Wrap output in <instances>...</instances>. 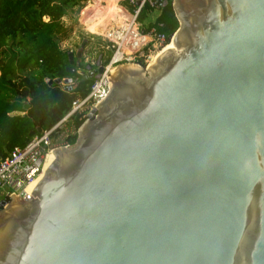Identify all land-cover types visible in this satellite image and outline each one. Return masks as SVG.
I'll return each mask as SVG.
<instances>
[{"label": "water", "instance_id": "water-1", "mask_svg": "<svg viewBox=\"0 0 264 264\" xmlns=\"http://www.w3.org/2000/svg\"><path fill=\"white\" fill-rule=\"evenodd\" d=\"M171 5L172 48L103 76L31 195L0 198V264H264V0Z\"/></svg>", "mask_w": 264, "mask_h": 264}, {"label": "trees", "instance_id": "trees-1", "mask_svg": "<svg viewBox=\"0 0 264 264\" xmlns=\"http://www.w3.org/2000/svg\"><path fill=\"white\" fill-rule=\"evenodd\" d=\"M84 1L0 0V158L13 147L26 144L31 138L28 132L54 125L69 110L75 97H83L88 92L92 78L79 81L81 75L75 70L66 71L73 65L68 64V49L60 48V39L71 33L63 18ZM92 1L98 3V0ZM105 1L114 7L116 0ZM146 8L138 15V20L145 18ZM170 8L171 0H165L154 21L157 30L165 35V43L178 26ZM110 17L109 12H101L98 23L106 24ZM85 24L89 30H94V26ZM88 43L86 40L83 54ZM82 56L79 67L85 65ZM56 78H70V88L64 89L60 83L47 84L46 80ZM24 104L28 105L26 109ZM82 121L74 120L75 128ZM75 139L72 135L67 141L71 145Z\"/></svg>", "mask_w": 264, "mask_h": 264}, {"label": "built area", "instance_id": "built-area-1", "mask_svg": "<svg viewBox=\"0 0 264 264\" xmlns=\"http://www.w3.org/2000/svg\"><path fill=\"white\" fill-rule=\"evenodd\" d=\"M136 1L116 0L110 21L107 20L104 26L97 24L102 26L99 35L103 41L102 51L107 58L100 66L101 72L92 78L88 92L83 97H75L65 115L50 128L33 134L26 144L13 147L0 158V198L19 194H22V197L31 195L32 187L45 170L47 153L58 148H70L74 143L70 145L67 138L75 135L77 139L80 127L75 128L74 120H86L95 105H99L105 99L111 81L98 91L103 76L113 72L120 65L141 66V63H144L145 67L154 56L164 50L170 38L165 43V35L157 30L154 22L159 7L155 5L154 0H138L137 3ZM95 2L90 0L82 7L80 13L84 21L99 22L95 10H85L89 3L94 6ZM103 3V0H98V7ZM145 7H147L145 18L138 20V15ZM95 27L94 30H89L86 26V29L89 34H93L96 33ZM93 60L92 55L83 56L85 64H93ZM63 80L60 84L63 87L68 86L69 89L72 80L70 79L68 83H64ZM31 184L33 186L29 189Z\"/></svg>", "mask_w": 264, "mask_h": 264}, {"label": "rangeland", "instance_id": "rangeland-1", "mask_svg": "<svg viewBox=\"0 0 264 264\" xmlns=\"http://www.w3.org/2000/svg\"><path fill=\"white\" fill-rule=\"evenodd\" d=\"M88 1H90V0H85L83 3H81V5L79 7H75L66 13V16L63 19V23L65 26H67V28H70L71 33L67 38L60 39V48L65 49V50L68 48H71V50H74V49H77L79 47V44L82 40H84V39L89 40V43L87 44V46L83 50L84 51L83 55H85V56L92 55L94 57L96 54L95 51H97V53H98L99 51L103 50V41L101 40L100 35H99L100 27H102V26L97 25L95 27L96 33H93V34H89L88 30L86 29L87 25H85L84 21H82V18H81L82 14L80 13V11H81L82 7H84L87 4ZM171 3H172V0H171ZM88 5H90V3ZM99 6L101 8H104L105 6L107 7V3H106V5H105V3H103ZM86 11H90V9H87ZM97 20H99L98 15H97ZM109 21H110V18L108 19V22ZM94 46L98 47V49H96V50L92 49ZM93 50H94V53H93ZM176 53H177V50H176ZM148 64H149V62L147 63V65L145 67L136 66V65H132V64L121 65V66H129V67H135L136 66V67L148 69ZM149 77H150V71L149 70L146 71L144 74L140 75V78H142V79H148ZM86 120H84L82 122V124L84 122H86ZM77 134L79 135V132H77Z\"/></svg>", "mask_w": 264, "mask_h": 264}, {"label": "bare ground", "instance_id": "bare-ground-1", "mask_svg": "<svg viewBox=\"0 0 264 264\" xmlns=\"http://www.w3.org/2000/svg\"><path fill=\"white\" fill-rule=\"evenodd\" d=\"M103 1H104L105 5H106V1H105V0H103ZM97 4H98V3H95L94 6H92V5H88V6L85 8V10H87V9H91V11H92V9L95 10V13H96V15H98V17H99V15L101 14V12L107 11V12H109L110 14L113 12L114 7H110V6L107 4V8H106V9H102V8H100V7H97V6H98ZM96 7H97V8H96ZM105 7H106V6H105ZM101 9H102V10H101ZM111 16H112V14H111ZM82 21H84V20L82 19ZM99 21H100V20H99ZM84 22L87 23V24H90V25H92V26H94V27H95L97 24H99V23H92V22H90V21H84ZM100 25L104 26L105 24H100ZM172 43H173L172 40L169 41V42L166 44V46H165V48H164V50H163L162 52H164L165 49L172 48ZM156 56H157V55H156ZM156 56H154V57L152 58V60H153ZM152 60H151V61H152ZM47 168H48V161L46 162L44 169L46 170ZM45 170H44V171H45ZM31 186H33V185L31 184L28 188L30 189ZM32 190H33V187H32Z\"/></svg>", "mask_w": 264, "mask_h": 264}, {"label": "flooded vegetation", "instance_id": "flooded-vegetation-1", "mask_svg": "<svg viewBox=\"0 0 264 264\" xmlns=\"http://www.w3.org/2000/svg\"><path fill=\"white\" fill-rule=\"evenodd\" d=\"M92 49L96 50V49H98V47L94 46ZM94 50H93V53H94ZM95 52H96V54H95L96 58H97V55L100 54V58H99V62H98L97 66H101V64L104 62L106 54H105L104 51H99L98 53H97V51H95ZM95 56H94L93 64H89L88 63V64L83 65L82 67H79V60H76L78 62V66L74 68L76 73L79 74L80 71L86 72V67H89L90 69L96 68L97 66H96V58H95ZM92 58H93V56H92Z\"/></svg>", "mask_w": 264, "mask_h": 264}, {"label": "clouds", "instance_id": "clouds-1", "mask_svg": "<svg viewBox=\"0 0 264 264\" xmlns=\"http://www.w3.org/2000/svg\"><path fill=\"white\" fill-rule=\"evenodd\" d=\"M171 37V36H170ZM68 51H72V52H74L75 50H69L68 49ZM83 55V53L81 54V56ZM84 56V55H83ZM83 56H82V59H83ZM80 60V59H79Z\"/></svg>", "mask_w": 264, "mask_h": 264}, {"label": "crops", "instance_id": "crops-1", "mask_svg": "<svg viewBox=\"0 0 264 264\" xmlns=\"http://www.w3.org/2000/svg\"><path fill=\"white\" fill-rule=\"evenodd\" d=\"M97 7H98V6H97ZM97 7H96V8H97ZM106 8H107V7H106ZM106 8L104 7V8H102V9H106ZM102 9H101V10H102ZM63 19H64V18H63ZM74 50H76V49H74Z\"/></svg>", "mask_w": 264, "mask_h": 264}]
</instances>
